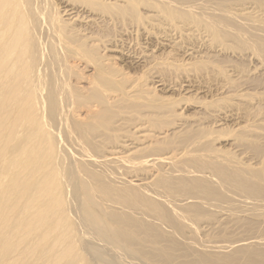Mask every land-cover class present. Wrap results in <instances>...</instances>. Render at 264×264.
<instances>
[{
	"label": "bare ground",
	"instance_id": "bare-ground-1",
	"mask_svg": "<svg viewBox=\"0 0 264 264\" xmlns=\"http://www.w3.org/2000/svg\"><path fill=\"white\" fill-rule=\"evenodd\" d=\"M56 3L61 5L60 11ZM114 17L153 23L162 19L174 43L190 38L215 54L231 53L238 59L256 60L264 67V0H0V264H94L83 250V241L87 240L91 245L99 241L109 254L121 253L145 264H264V90L261 94L254 92V102L244 87L247 81L238 80V76V81L230 80L227 75L232 65L225 66L227 70L221 67V75L217 73L223 80L219 91L238 99L237 104L246 100L241 108L243 122L238 123L236 136L233 132L234 148L251 153L245 161L238 158L241 155L231 154L237 152L235 149L229 153L215 149L213 133L212 140L208 133L195 130L184 134L183 126H177L180 120L186 121L179 109L186 106L182 98V104L177 99L149 105L155 100L149 102V95L141 97L142 75L141 83L128 87L125 81L113 80L111 70L108 72L103 63L108 57L103 60L98 56L103 48L98 54L91 48L92 42H99V35H94L96 28L110 24ZM140 22L132 30L139 33L143 28L148 35L147 25ZM167 39L162 40L170 42ZM236 62L232 61L231 68H238ZM79 66L89 69L90 74L79 75ZM258 69L244 72L242 78L255 76ZM185 70L189 71L187 67ZM74 72L82 78V86L72 82ZM177 73L182 72L179 69ZM190 73L194 72L182 74L189 78ZM162 81L158 80L160 85ZM140 97L147 98L150 114H141L138 109V102L144 100L139 101ZM201 104L194 107L203 113L206 110ZM154 111L157 115L168 112L177 122L174 128L170 123L157 128L158 132L151 128V133L157 134H152L153 142L162 139L160 144L165 142V147V140L182 134L179 140L184 149L136 156L135 149L151 137L143 129L155 123L152 119L162 120L153 117ZM130 115L151 124L141 122L145 123L143 128L134 122L131 131L137 136H115L124 131L122 126L133 117ZM109 133L122 140L104 146L111 140ZM147 165H153L149 167L154 170L149 177L128 174L145 171ZM201 220L213 223L208 225H214L212 230L231 224L238 233L244 227L242 231L248 230V236L235 234L231 238L226 233L228 236L216 242L198 239ZM189 227L194 231L190 236L186 234ZM234 232L228 233L232 236ZM94 250L101 264H106L100 250ZM198 251L208 253V259ZM148 252L160 258L150 256L152 259ZM164 253L169 258L162 256Z\"/></svg>",
	"mask_w": 264,
	"mask_h": 264
},
{
	"label": "rangeland",
	"instance_id": "rangeland-1",
	"mask_svg": "<svg viewBox=\"0 0 264 264\" xmlns=\"http://www.w3.org/2000/svg\"><path fill=\"white\" fill-rule=\"evenodd\" d=\"M58 4L56 3L55 4V6H56V8H57V11H60V9H61V5H60V7L59 6H57ZM145 7H143V5L141 6V11H143V9H144ZM120 19V20H119ZM125 19H126V17H125ZM125 19H124V17L122 18V17H119V18H116V17H114V19L113 20H111V21H108V22H110V24L109 23H107L110 27H112V28H110L107 24H103V25H100L98 28H96V30H95V36H96V38L98 37V35H99V37L97 38L98 40H99V42L97 41H94V42H92L91 43V45L93 46V47H91V48H93V49H95V51H96V53L98 52V53H100V51H101V49L103 48V50L101 51V53H100V55L98 54V56H100L101 57V55H102V57H104L103 58V60L104 59H106L107 57H108V59H109V61H108V59H106V60H104L103 61V63L104 64H106V69H107V71L108 70H111L110 71V73L112 74V77H113V80H115V81H120V83L121 82H123V81H125V83L123 82V84L124 85H126L127 87L128 86H130V85H132V83L134 84V82L136 83V82H139V83H141V81H139V80H142V77H143V80H142V83H141V85L139 86L140 87V89L142 88L144 91V93H145V95H142V94H144L143 92H140V95H141V97L142 96H144V97H146V96H148L147 98H150L149 100V102H152V101H154L155 100V103L153 102V103H150L149 105H155L156 103H160V102H162V103H165V102H173V101H177V99H178V101H183V105H184V103L186 104V106H184V108L182 107V108H180L181 106H179V109H181L184 113H183V117L185 116V122L184 121H179V122H177L176 121V118L175 117H173V118H175V120H173V118L172 119H170V115L169 114H167V113H160L159 112V115H157L158 114V111H157V113L154 111V116L153 117H157V118H159V117H161L162 118V120H157V119H155V120H153L152 119V121L151 122H155V123H152L153 124V126L155 127H153L152 126V124L151 123H149L147 120H142L141 118H138V117H136V116H133V115H130V116H133V117H130L131 119H128V121H127V124L125 125V126H122V127H124L125 129H124V131H122V132H120V134L121 135H115V133H113L115 136H121V138H123L124 136L123 135H125L126 136V134H133L134 135V131L132 130V126L133 125H135V123L136 124H138V123H140V125L143 127V128H145L144 127V124H142L143 122H146V126H147V123L148 124H151L150 125V127L149 128H145V129H143V130H145L146 132H147V130H148V134L149 135H151V137H149V140L148 139H146L145 141H142V143H141V145H139V147L137 148V149H135V151L137 152V150H139V148L141 149V148H143V149H141L142 150V152L139 150L138 151V153H136V152H134V155H139V157H143V154H144V152H146L144 155H146V154H150V156L151 155H159V154H161V153H174L175 151H176V149H177V152L178 151H181V149H184L183 147V145L180 143V140L179 139H182V137H183V135L182 134H180V135H175L174 137H170V138H168L167 140H165L166 142H168V144L167 145H165V147L163 146L164 145V143L163 144H160V143H162L163 142V140L162 139H158V140H156V139H154V142H153V135H155V130H157V132H158V130L159 129H157V128H162V127H164L163 125H165V128L167 127V123H170V124H172L171 126H172V128H174V126H176V124L174 123V122H177V126H180V127H182V129H184V134L186 133V132H189V130L190 131H198V132H200V133H208L210 136V140H212L213 138H215V136H216V141H214L213 140V146L214 147H216L215 149H218V150H223V151H226V152H231V151H235V150H237V152H232L231 154H234V156H235V154H237V157H238V155L241 157H238L239 159H243V161H245L246 159H247V157H248V154H250L249 156H251V153L249 152V151H247V150H245L246 152H243V150H244V148H234V144H235V141H234V137L236 136V132H237V127L239 126V124L238 123H242L243 122V119L242 118H244V113H243V111H242V109H243V106L245 105V101H240L239 102V104H237L238 103V99L237 100H235V98H233V97H231L230 96V94L229 93H227V92H221V90L219 91V86L221 85L222 86V82H223V80H222V78L219 76V75H221V74H219V72L221 73V71H220V68L222 67V68H224L225 66H228L229 64V67L231 66V67H233V65L235 64V62L236 61H238L239 63H237V66H238V68L236 67V65L234 66V68H231L230 67V69L229 70H227L226 69V67L224 68V69H226L227 71H228V73H230V74H228L227 73V71H226V73H227V75L230 77V80L232 79H235L236 80V78H238L239 77V79L238 80H242V82H246V84H248V85H246L245 84V88H247V92H248V98H249V96L250 97H253V98H250L251 100L252 99H254V98H256V97H254V92H258L259 94H261L262 93V90H264V73H263V70H264V67L262 66V64L260 65V66H258L260 63H258V62H256V60H253V59H251V60H249V59H247V58H245L244 60H243V57H242V59H240L241 57H239V59H238V57L237 56H233L231 53H225V55H224V52H223V54H221V53H219V54H215L213 51L212 52H210L206 47H204V46H202V47H200V45L201 44H199V42L198 41H196V42H194L193 41V39L192 40H190V38L189 39H186V38H184L183 40L182 39H180V41H178V42H176V43H174V41L172 40L173 39V36L171 35V36H169L170 34L166 31V29H165V24L164 23H166V21L164 20V23H162L163 22V20L161 19V20H156L155 22L156 23H158V22H160V23H158V25L154 22H150L149 20H147V19H145V20H143L142 19V21L140 22V24H143V25H141V26H144V23H145V25H147V28L149 29V34L147 35V33L146 32H144V30H143V28H141V29H139L140 31H139V33H137V30H132V28H134V26L136 25V24H138L139 22H134V20H130L129 18H127L126 19V21H125ZM127 22V23H125V24H123L124 22ZM162 21V22H161ZM112 22L115 24V25H113L112 24ZM118 22H120V23H118ZM148 22H150V23H148ZM133 23H134V25H133ZM146 23H148V24H146ZM119 24V25H118ZM127 24V25H126ZM153 24V25H152ZM163 24V25H162ZM156 25H157V27H156ZM103 26H106V27H103ZM128 26H130V27H128ZM152 26V27H151ZM159 26V27H158ZM163 26V27H162ZM109 27V28H108ZM119 27V28H118ZM155 29H154V28ZM100 28H101V30H100ZM129 30V31H128ZM159 30V31H158ZM162 30V31H161ZM165 30V31H164ZM126 31H128V32H126ZM152 31V32H151ZM135 33V34H134ZM157 33V34H156ZM168 33V34H167ZM103 34V35H102ZM144 34V35H143ZM164 34H166V35H164ZM123 35V36H122ZM107 36V37H106ZM162 36V37H161ZM177 36V35H176ZM160 38V39H157V38ZM169 37V38H168ZM103 38V39H102ZM117 38V39H116ZM147 38V39H146ZM168 38V39H167ZM109 39V40H108ZM162 39H167V40H170V42H168V41H164V40H162ZM102 41V42H101ZM108 41V42H107ZM110 41V42H109ZM118 41V42H117ZM127 41V42H126ZM156 41V42H155ZM171 41H173V42H171ZM184 41V42H183ZM192 41V42H191ZM168 42V43H167ZM98 44L97 46H96V44ZM101 43V44H100ZM104 45H106V46H104ZM167 43V44H166ZM174 44L173 46L171 45V44ZM95 44V45H94ZM129 44V45H128ZM165 44V45H164ZM116 45V46H115ZM161 45V46H160ZM102 46V47H101ZM176 46V47H175ZM95 47V48H94ZM97 48V49H96ZM108 48V49H107ZM112 48V49H111ZM189 48L190 49H192V50H189ZM100 51H99V50ZM104 49H106V50H104ZM119 49V50H118ZM171 49V50H170ZM187 49H188V51H187ZM112 50V51H111ZM116 50V51H115ZM121 50V51H120ZM104 51V52H103ZM117 51H118V53H117ZM176 51V52H175ZM202 51H204V52H202ZM209 53H208V52ZM107 52V53H106ZM151 52H152V54H151ZM188 53H190V54H188ZM104 55H106V56H104ZM108 55V56H107ZM201 55H204V57H202ZM210 55V56H209ZM217 55V56H216ZM224 55V56H223ZM230 55V56H229ZM114 57V58H111V57ZM120 56V57H119ZM156 56V57H155ZM159 56V57H158ZM201 56V57H200ZM213 56V57H212ZM127 57V58H126ZM130 57V58H129ZM140 57V58H139ZM168 57V58H167ZM192 57V58H191ZM219 59V60H221V61H219L217 58ZM229 57V58H228ZM235 57V58H234ZM237 57V58H236ZM111 58V59H110ZM151 58L153 59V60H151ZM163 58V59H162ZM173 58L175 59V60H173ZM213 58V59H212ZM215 58V59H214ZM223 58H224V60H223ZM227 58V59H226ZM231 58H233L232 60H231ZM246 59H247V61H246ZM155 60H157L159 63L160 62H162L161 64H159V63H157V61H155ZM166 60V61H165ZM197 60V61H196ZM199 60V61H198ZM210 60L213 62V63H211L210 64ZM230 60V61H229ZM236 60V61H235ZM152 61V62H151ZM202 61V62H201ZM221 62V63H219V62ZM232 61H233V63L234 64H232ZM242 61V62H241ZM254 61V62H253ZM111 62V63H110ZM132 62V63H131ZM173 62V63H172ZM176 62H177V64H176ZM180 62V63H179ZM183 62V63H182ZM191 62V63H190ZM214 62L216 63V64H219L218 66H216L215 64H214ZM224 62H226V63H228V64H226V63H224ZM134 63V64H133ZM153 63V64H152ZM165 63V64H164ZM181 65V63H182V66H180L179 64ZM191 65H190V64ZM205 63H206V66H205ZM256 63H258V64H256ZM156 64V65H155ZM159 64V65H158ZM186 64V65H185ZM190 66H189V65ZM208 64V65H207ZM210 64V65H209ZM226 64V65H225ZM255 64V65H254ZM152 65V66H151ZM158 65V66H157ZM165 65H167V66H165ZM171 67H173V68H171ZM211 65H215L214 67H211ZM223 65V66H222ZM240 65V66H239ZM109 68H108V67ZM119 66V67H118ZM126 66V67H125ZM155 66V67H154ZM163 66V67H162ZM177 66H179V67H177ZM193 66H195V67H193ZM201 67V68H199V67ZM205 66V67H204ZM243 66L245 67V68H243ZM121 67V69H119ZM149 67V68H148ZM174 67L176 68V69H174ZM188 68V70L189 71H191V72H194V73H192V74H195L196 73V75H192L191 73V75L189 76V78H188V75H185V74H189V71L187 72V70H185V68ZM191 69H190V68ZM209 67V68H208ZM219 67V68H218ZM228 67V68H229ZM243 68V72L241 73L240 71H242L241 69ZM254 67H258L259 69V71L261 72L262 71V73L260 74V72H258V71H255V72H257L256 74H255V76H254V74H252L251 75V77L253 76V78L251 79V80H249L248 78H247V80H246V77L244 76V79L242 78L243 77V73L244 72H247V71H253V68ZM263 67V69H261V68ZM78 68V67H77ZM124 68V69H123ZM126 68V69H125ZM155 68V69H154ZM181 68H184V69H181ZM217 68V69H216ZM237 68V69H236ZM81 69V70H80ZM179 69H180V71L183 73H185V74H180V73H177V72H179ZM207 69V70H206ZM208 69H209V71H208ZM215 69H216V73H215ZM232 69V70H231ZM235 69H236V75H234L235 74ZM244 69H248V70H245L244 71ZM88 70V71H87ZM85 69L84 67H80L79 66V68L77 69V71L80 73H76V72H74L76 75H73V76H77V77H73L72 76V82L75 84V86H82V84H84L81 80H82V78L81 79H79V76H78V74L79 75H81V76H83V74H84V76H87L88 74H90V72H89V69ZM116 70H118V71H116ZM125 70V71H124ZM156 70H158V72L156 71ZM184 70V71H183ZM207 72H206V71ZM230 70L232 71V72H230ZM234 70V71H233ZM121 71V72H120ZM168 71V72H167ZM177 71V72H176ZM187 73H186V72ZM196 71V72H195ZM211 71H213V72H211ZM109 72V71H108ZM113 72H114V74L115 75H113ZM116 72H118L119 73V75H118V77L116 76L118 73H116ZM170 72V73H169ZM176 72V73H175ZM204 72V73H203ZM234 72V73H233ZM240 72V73H239ZM255 72H253V73H255ZM130 73V74H129ZM175 73V74H174ZM207 73V74H206ZM219 75H218V74ZM126 74V76H124ZM151 74V75H150ZM172 74H174L173 76H172ZM214 74H215V76H214ZM246 74V73H245ZM142 75V77H140ZM171 75V76H170ZM181 75H183V76H181ZM199 75V76H198ZM204 75V76H203ZM240 75V76H239ZM259 75H261V76H259ZM80 76V77H81ZM122 78H121V77ZM186 76V77H185ZM195 76V77H194ZM201 76H203V77H201ZM209 76V77H208ZM238 76V77H237ZM118 79H117V78ZM126 77V78H125ZM130 77V78H129ZM133 77V78H132ZM193 77V78H192ZM78 80H77V79ZM116 78V79H115ZM120 78V79H119ZM124 78L128 81L129 80V82H127L126 80H124ZM128 78V79H127ZM140 78V79H139ZM160 78V79H159ZM188 78V79H187ZM220 78V79H219ZM146 79V80H145ZM80 80V81H79ZM84 80V79H83ZM133 80V82H131V81ZM136 80V81H135ZM158 80H160V81H162L161 83H163V84H161L160 85V82H158ZM184 80V81H183ZM238 80H236V81H238ZM244 80V81H243ZM80 83H79V82ZM146 81V82H145ZM220 81V82H219ZM222 81V82H221ZM255 81H256V84H255ZM77 82L79 83L78 85H77ZM242 82H238V83H242ZM251 82V83H250ZM148 83V84H147ZM172 83V84H171ZM175 83V84H174ZM221 83V84H220ZM224 83H226L225 81H224ZM223 83V84H224ZM258 83H260V84H258ZM81 84V85H80ZM137 84V83H136ZM181 84H182V86H181ZM220 84V85H219ZM253 85V86H251V85ZM135 85V84H134ZM143 85V86H142ZM152 87H151V86ZM219 85V86H218ZM250 85V86H249ZM256 85V86H255ZM156 86V87H155ZM174 86V87H173ZM248 86L250 87V88H252V90H249L250 88H248ZM259 86V87H258ZM148 87V88H147ZM154 87V88H153ZM180 87V88H179ZM254 87H257V88H262L261 90L260 89H257V88H255V90L253 89ZM167 88V89H166ZM173 88V89H172ZM142 89H141V91H142ZM149 89H151L150 91H148ZM175 90V91H174ZM218 90V91H217ZM261 92H260V91ZM83 91H84V89H83ZM253 91V92H252ZM84 92H87V90L85 89V91ZM89 92V91H88ZM149 92H151V93H149ZM154 92V93H153ZM250 92L251 93H253V94H250ZM264 92V91H263ZM153 93V94H152ZM224 93V94H223ZM181 94V95H180ZM223 94V95H222ZM228 94V95H227ZM259 94H256L255 93V95H259ZM84 95L85 96H88V94L86 95V93H84ZM170 95V96H169ZM184 95V96H183ZM191 95V96H190ZM253 95V96H252ZM152 96V97H151ZM160 96V97H159ZM190 96V97H189ZM223 96V97H222ZM140 97V98H141ZM143 97V98H144ZM164 97L166 98V99H164ZM168 97H171V98H169L168 99ZM188 97H189V99H188ZM219 97V98H218ZM225 97V98H224ZM84 98V97H83ZM143 98H141V99H139V101H141ZM147 98H144V100H142L141 102H138V104H139V110L141 111V114L142 113H146V114H148V112H149V114L151 113L149 110H148V100H147ZM159 98V99H158ZM180 98H182V99H180ZM232 98V99H231ZM157 99V100H156ZM167 99L169 100V101H167ZM180 99V100H179ZM188 99V100H187ZM219 99V100H218ZM95 100V99H94ZM93 100V101H94ZM145 100H147V101H145ZM163 100H164V102H163ZM196 100V101H195ZM199 100V101H198ZM207 100V101H206ZM217 100V101H216ZM230 100L232 101V102H230ZM249 100V99H248ZM251 100H249V101H251ZM255 101L254 102H256L257 101V99H254ZM146 103H145V102ZM180 101V102H181ZM144 103V104H142V105H140L141 103ZM199 102H201V103H199ZM209 103V104H207V103ZM217 102V103H216ZM80 103H82V102H80ZM84 103V102H83ZM82 103V104H83ZM230 103H234V106H233V104H230ZM81 104V105H82ZM181 104H182V102H181ZM200 105L201 104V106H203V108L206 110V111H203V113H205L206 112V114H203L202 113V111H200L199 109L197 110L194 106L195 105ZM236 104V105H235ZM229 105V106H228ZM146 106V107H145ZM156 106H157V104H156ZM234 107V109L232 108V107ZM237 106V107H236ZM240 108H239V107ZM264 106V105H263ZM145 107V108H144ZM211 109H210V108ZM145 109L144 111H143V109ZM215 108V109H214ZM219 108H221V109H219ZM236 108V109H235ZM238 108V109H237ZM242 108V109H241ZM142 109V110H141ZM178 109V110H179ZM209 109V110H208ZM181 110H179V111H181ZM215 110V111H214ZM220 110H222V111H220ZM238 110V111H237ZM143 111V112H142ZM195 112H196V114H195ZM220 112V113H219ZM222 112H225V114L224 113H222ZM209 113V114H208ZM200 114V115H199ZM202 114V115H201ZM210 114H213V116H211ZM217 115V116H215V115ZM223 114V115H222ZM226 114H227V117H226ZM242 114H243V117H242ZM78 115V114H77ZM75 116V117H78V116ZM186 115H187V117H186ZM199 115V116H198ZM204 115V116H203ZM162 116H165V118L164 117H162ZM189 116V117H188ZM191 116V117H190ZM195 116L197 117V118H199L200 117V123L199 122H196V123H192V121L194 120V119H197V118H195ZM207 118H206V117ZM211 116V117H210ZM222 116V117H221ZM121 117V116H120ZM120 117L118 118V119H120ZM134 117H136V118H134ZM169 117V118H168ZM224 117V118H223ZM79 118V117H78ZM77 118V119H78ZM160 118V119H161ZM187 118V119H186ZM189 118V119H188ZM193 118V119H192ZM202 118V119H201ZM205 118V119H204ZM218 118V119H217ZM227 118V119H226ZM139 119V120H138ZM168 119H170L169 121L170 122H167V120ZM131 120H132V122H131ZM134 120V121H133ZM136 120V121H135ZM142 120V121H141ZM188 120V121H187ZM202 120V121H201ZM124 122L126 121V119L125 120H123ZM161 122V123H163L161 126H160V124H158L157 122ZM162 121H166V124H164L165 122H162ZM121 122V121H120ZM129 122V123H128ZM131 122V123H130ZM135 122V123H134ZM142 122V123H141ZM134 123V124H133ZM184 123H185V125L186 126H184ZM190 123V124H189ZM217 123V124H216ZM129 124H131L130 126H128ZM155 124H158L159 126L157 127ZM175 124V125H174ZM179 124H181V125H179ZM187 124H188V126H187ZM196 124V125H195ZM204 124V125H203ZM190 125V126H189ZM193 125V126H192ZM218 125V126H217ZM199 126V127H198ZM188 127V128H187ZM196 127H198L197 129L194 128ZM218 127V128H217ZM154 129L153 131V133H151V130L150 129ZM168 128H171L170 127V125L168 126ZM185 128H187L188 130H186ZM200 128V129H199ZM210 128V129H209ZM193 129V130H192ZM213 129V130H212ZM126 130V131H125ZM133 132H132V131ZM186 130V131H185ZM235 130H236V132H235ZM209 131V132H208ZM156 132V133H157ZM210 132H211V134H210ZM233 132H235L234 134H235V136L233 137ZM112 133V132H111ZM111 133H109V134H107L108 136H109V138L111 139V140H107L106 142H104L105 144H104V146H110V145H112V144H115L116 142H119L120 141V139L121 138H119V137H114L113 136V134H111ZM215 134V136L213 135V134ZM229 133V134H228ZM153 134V135H152ZM112 135V136H111ZM157 135V134H156ZM155 135V136H156ZM123 136V137H122ZM134 136H137V134H135ZM212 136V137H211ZM114 137V138H113ZM181 137V138H180ZM176 138H178L177 139V141L175 140ZM219 138H221V139H219ZM229 138V139H228ZM113 139V140H112ZM219 139V140H218ZM122 140V139H121ZM156 140V141H155ZM160 140V141H159ZM112 141V142H111ZM158 141V142H157ZM176 141V142H175ZM232 141V142H231ZM143 142H144V144L145 145H143ZM149 144H148V143ZM181 144H179V143ZM215 142H217V143H215ZM231 142V143H230ZM263 142V143H262ZM261 142V145L262 146H264V141H262ZM152 143V144H151ZM155 143V144H154ZM158 143H159V145H158ZM175 143H176V145H175ZM214 143H215V145H214ZM107 144V145H106ZM146 144H147V146H146ZM157 144V145H156ZM175 145L174 147H172L173 145ZM161 145H162V147L163 148H160L161 147ZM172 145V146H171ZM178 145V146H177ZM142 146H145V147H142ZM177 146V147H176ZM179 146H180V148H179ZM220 146V147H219ZM223 146V147H222ZM171 147V148H170ZM146 148V149H145ZM150 148V149H149ZM172 148H174V150L172 149ZM231 148H233V150L231 149ZM169 149H171V150H169ZM180 149V150H179ZM235 149V150H234ZM243 149V150H242ZM259 149H260V147H259ZM258 149V150H259ZM153 150V151H152ZM167 151V152H166ZM238 151H239V153H238ZM261 151H262V149H261ZM142 155H141V154ZM246 157V159L244 160V158ZM144 159V158H143ZM68 161H70V160H68ZM70 162H68L67 164H69ZM148 166V165H147ZM149 166H153V165H149ZM148 166V167H149ZM154 168V167H153ZM147 170H145V171H138V173H128V174H132L131 176H139L140 178H143L144 176L146 177V176H151L152 174V172L154 171L153 169H151V167H149V168H146ZM151 169V170H150ZM148 170H149V172H148ZM147 172H148V174H150V175H148L147 174ZM218 217V216H217ZM222 218V215H219V217H218V219L219 218ZM221 218H220V220H221ZM201 222V227H202V232L199 230V232H198V234H196L197 236H198V239L200 238L201 240H204V239H206L207 241L209 240V241H215V239H218V241H220V240H223L225 237L224 236H230L231 238H234L233 236L235 235V234H238L237 236L239 237V236H248V234H247V232H248V230H246L247 232H244V230L242 231V229L244 228H240L241 230L240 231H238V233H237V229L238 228H236V227H233L234 225H223V226H220V227H215V228H217V229H213V230H216V232L214 233L213 232V230L211 229V228H213L214 227V225L212 226V227H210V226H208V225H210V224H213V223H211V222H209V220L207 221L206 220V222H205V220H201L200 221ZM233 222V221H232ZM189 225V224H188ZM207 225V226H206ZM215 226H218V225H215ZM227 226V227H226ZM257 226V225H256ZM259 226V225H258ZM208 227V228H207ZM230 227H233V228H231L230 229ZM190 228V231H189V229L187 228L186 229V234L188 235V236H190V234H194L193 232V230L191 229V227H189ZM210 228V229H209ZM219 228H222V229H219ZM234 228H236L235 229V232H234ZM227 229V230H226ZM230 229V230H229ZM188 230V231H187ZM220 230V231H219ZM193 231V232H192ZM229 231H232V232H234V233H232L233 235L231 236V234H229L228 232ZM189 232V233H188ZM220 232V233H219ZM244 232V233H243ZM222 233H225V234H223L222 235ZM228 235H227V234ZM231 233V232H230ZM205 234V235H204ZM214 235V237H213V235ZM217 234H220V235H218L219 236V238H217ZM204 235V236H203ZM216 235V236H215ZM222 235V236H221ZM192 236V235H191ZM221 236V237H220ZM236 236V235H235ZM204 237V238H203ZM238 237H236V238H238ZM221 238H223V239H221ZM206 240H204V241H206ZM88 241V240H87ZM84 242L83 241V250L84 251H87V252H85V254H87L88 253V255H87V257L89 258V259H91V258H93L94 259V264H101V260H100V256H98V255H95L94 254V252H93V250H94V248L95 247H97V248H95V250L94 251H97L98 252V250H100L99 252H100V254H102V255H104L103 257H106V259H105V262H107L106 264H113V263H111L112 261H114V264H145V263H143V260H139V259H137L136 260V258H129V257H127L126 255H124V254H122V256H121V253H118L117 255H112V254H109L106 250V246H103L102 244H98V243H100L99 241L98 242H96L95 244L93 243L92 245H93V247H91L92 245H91V243H90V241L89 242ZM216 242V241H215ZM94 245H95V247H94ZM84 246H85V248H84ZM88 246V247H87ZM98 247H101V248H99L98 249ZM93 249V250H92ZM103 249H106V250H103ZM195 249H198V248H195ZM199 252H202V251H198V254H199ZM149 253L150 252H148V256L150 257V256H155V255H157L156 253L154 254L153 253V255H149ZM134 254V253H133ZM136 255H137V253H135ZM201 254V257L203 256V257H205V258H207L208 259V253H206V252H202V253H200ZM119 255V256H118ZM92 256V257H91ZM139 256V255H138ZM159 256V258H160V255H157V257ZM162 256H165V258L167 257V258H169V254L168 253H164ZM200 256V255H199ZM152 257H150V258H152ZM156 257V258H157ZM148 258V257H147ZM154 258V257H153ZM152 258V259H153ZM102 259V258H101ZM119 259H121V260H119ZM131 259V260H130ZM155 259V258H154ZM92 260V259H91ZM118 260V261H117ZM134 260V261H133ZM108 261H110V262H108ZM116 261V262H115ZM142 261V262H141ZM213 261V260H212ZM144 262H145V260H144ZM147 264V263H146ZM215 264H218L217 262L215 263Z\"/></svg>",
	"mask_w": 264,
	"mask_h": 264
}]
</instances>
